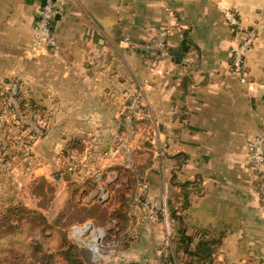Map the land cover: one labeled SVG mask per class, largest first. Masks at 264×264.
I'll use <instances>...</instances> for the list:
<instances>
[{"label": "crops", "instance_id": "1", "mask_svg": "<svg viewBox=\"0 0 264 264\" xmlns=\"http://www.w3.org/2000/svg\"><path fill=\"white\" fill-rule=\"evenodd\" d=\"M42 2L0 0V109L6 84L18 78L22 97L46 121L20 155L15 130L0 119V145L10 140L15 154L0 170L1 207L41 202V184L54 190L42 208L53 199L56 209L73 202L104 209L83 227L98 244L92 260L104 264H187L193 258L177 252L179 238L201 231L215 241L204 247L210 264H264V201L247 156L249 139L264 129V0H65L53 23L57 47L28 58ZM227 9L257 31L244 62L249 83L231 65L241 34ZM165 27L173 30L167 57L125 41L152 39ZM139 85V136L153 151L145 179L149 199L169 206L166 224L133 204L119 211L128 177L115 150L127 97ZM70 147L83 159L72 177L76 192L66 174Z\"/></svg>", "mask_w": 264, "mask_h": 264}, {"label": "built area", "instance_id": "2", "mask_svg": "<svg viewBox=\"0 0 264 264\" xmlns=\"http://www.w3.org/2000/svg\"><path fill=\"white\" fill-rule=\"evenodd\" d=\"M65 0H45L37 13L34 23V37L30 43L28 58H35L45 47H57L53 34V22L61 13ZM228 25L241 34L239 45L231 56V65L238 73L240 81L249 83L250 78L243 72L247 52L253 48L257 31L255 28L244 27L235 11L230 9L224 12ZM173 33L171 27L160 30L152 39L144 41H132L126 39L134 49L141 52L152 53L158 58L169 55V41ZM22 81L18 78L11 79L4 89V100L0 109V119L10 126L9 131L15 130L12 140L22 147L26 154L32 150L33 145L43 136L46 121L40 114L31 112L27 106L21 104ZM144 91L139 85L134 92L127 97V103L123 113V130L119 134L116 152L121 155L125 167H131L133 151L137 146L142 128H137L136 119H142L144 112ZM3 148L0 146V170L10 167V162L3 161ZM247 156L252 167L257 171V189L264 201V129L252 136L247 143ZM83 159L77 152H71L66 160V167L74 177H79L82 170ZM149 183L144 178L138 182L134 202L136 206L146 212V217L151 222H157L161 218L167 223L168 211L165 201L152 202L149 199ZM98 244L94 242L91 248L98 250ZM158 264H163L159 262Z\"/></svg>", "mask_w": 264, "mask_h": 264}, {"label": "trees", "instance_id": "3", "mask_svg": "<svg viewBox=\"0 0 264 264\" xmlns=\"http://www.w3.org/2000/svg\"><path fill=\"white\" fill-rule=\"evenodd\" d=\"M21 104L23 106H27L28 108L32 109L33 111H38L37 106L29 100H26L20 95ZM123 119L121 120V131L123 130L122 127ZM136 127L143 128V119H136L135 120ZM11 141L9 140L8 144H1L0 146L3 148V161L11 162L15 154L12 153L11 150ZM14 145L15 142H12ZM141 144V149L139 148ZM16 148L20 149V155L26 154V151L20 147L19 144H16ZM71 152H77L80 156L81 153L77 150V148L70 147L65 152V158L67 160L68 155ZM153 163V151L151 147V143L146 139H138L137 146L133 151V162L131 167H125L127 169V177L128 183L127 186L120 192L121 200H122V207L119 211H128L131 207V204L136 205L134 202V195L140 180L145 178L146 170L152 165ZM66 174L69 179V185L73 188V191L76 192L78 189L76 187V183L72 180V173H70L66 167ZM44 187V185H43ZM45 195V192H43ZM8 209L1 215L0 218V238L4 233H7L9 229L2 230V224L7 223L9 228L17 229L18 218L20 217V213L29 211L28 214L37 213V211H32L27 207H24L22 204H10L7 207ZM95 210V209H94ZM93 209H84V215L81 217L82 219H86L89 216H93L96 211ZM40 219L43 221L42 228L40 229L44 234H46L47 226L50 225L47 216L38 212ZM79 213H76V218L80 219L78 216ZM162 220V218L160 219ZM159 220V221H160ZM12 221V223H11ZM21 228V226H20ZM46 228V229H45ZM6 235V234H5ZM47 235H45V238ZM36 238V237H35ZM64 241H62L61 246L59 247L61 255H63V259L66 264H87L88 261H91V255H89V251L87 247H82L74 242H72L69 238L64 235ZM179 248H177V252H183L192 256L193 260L190 262H186L187 264H210L211 254L206 253L204 251V247L208 243H215L214 240L208 238V234L204 231L197 233L194 236H187L185 234H181L179 238ZM33 243V242H32ZM32 244L35 246L34 248L39 251L38 255L33 254L32 259L29 260V256L26 259H23L21 255H14V256H1L0 257V264H57V257L55 256L54 252L48 251L45 248V244L37 240ZM194 243L195 246H191ZM87 248V249H86ZM25 260V261H22ZM85 262V263H84ZM165 264L164 261H162Z\"/></svg>", "mask_w": 264, "mask_h": 264}, {"label": "rangeland", "instance_id": "4", "mask_svg": "<svg viewBox=\"0 0 264 264\" xmlns=\"http://www.w3.org/2000/svg\"><path fill=\"white\" fill-rule=\"evenodd\" d=\"M28 109L33 113L40 114V112L38 111H33L30 108ZM120 133H121V130H120ZM123 170L124 171L122 175L125 177L127 176L128 171L125 168V166ZM36 187L38 188V191L44 196L41 202H38V200L36 199H28L27 201L29 204L28 206L24 205L23 202H18L16 204H22L24 205V207H27L28 209L32 211L33 210L37 211V213L28 214L29 211L20 213L19 214L20 217L17 219L18 220L17 229L9 228L7 223L2 224L1 226L2 230H5L8 228L9 231L7 233H4V236L2 235V237L0 238V257L1 256L11 257L14 255H21L23 259H26V257L29 256L28 257L29 260L31 259V261H33L32 259L33 254L35 253L38 255V252H39L34 248L35 246L32 245V244H35L34 242L35 240H37L39 242L42 241V243L45 244L44 246L46 249H48V251L55 253V256L57 257V261H58L57 264H66L63 259V255H61L60 250H59L60 249L59 247L61 246L62 241H64L63 237L64 235H66V237L69 238L75 244L88 248L86 249L89 251L90 253L89 255H91V261H88L87 264H104L102 259L99 261L92 260L93 255L94 254L97 255L98 251L97 250L95 251V249L91 248L90 246L92 245L91 243L92 237H90L91 234L87 235L86 233H84L83 227H85V224L88 225L87 223L88 220L81 218L84 215L85 207L77 206L73 202L71 204H66L63 208L56 209L55 200L53 201L52 199L51 204L49 203L51 205L50 209H47L49 205L42 208L41 206H44L43 203L46 202V200L49 197L52 198L54 194V190H51L47 186L43 187V185L41 184H37ZM43 192H45V195L43 194ZM7 207L8 206H5V205L1 207L0 205V218H1V215L8 209ZM166 207H167V211H169V206L167 205V203H166ZM94 211H105V210L95 209ZM38 212L45 214L50 223V225L47 226V229L45 228L46 234H44L40 230L42 228L43 221L40 219ZM76 213H79L78 216H80V219L76 218L77 217ZM106 216L107 218L109 217L108 215ZM103 217H104V214H101V217H97L96 219L100 220V219H103ZM76 226H78L77 232L74 229V227ZM99 228H102V227H99ZM45 235H47L46 238H45ZM102 250L100 249L99 251L102 253L103 252ZM23 259L22 261H25Z\"/></svg>", "mask_w": 264, "mask_h": 264}, {"label": "water", "instance_id": "5", "mask_svg": "<svg viewBox=\"0 0 264 264\" xmlns=\"http://www.w3.org/2000/svg\"><path fill=\"white\" fill-rule=\"evenodd\" d=\"M44 3H45V0H43V2H42V5H44ZM59 14L56 16V18H55V20L56 19H59ZM54 23V22H53ZM90 225V224H89ZM77 228H78V226H76V227H74V229L76 230V232H77ZM84 233H86L87 235H89L90 234V229H85V232Z\"/></svg>", "mask_w": 264, "mask_h": 264}, {"label": "bare ground", "instance_id": "6", "mask_svg": "<svg viewBox=\"0 0 264 264\" xmlns=\"http://www.w3.org/2000/svg\"><path fill=\"white\" fill-rule=\"evenodd\" d=\"M78 230V229H77Z\"/></svg>", "mask_w": 264, "mask_h": 264}]
</instances>
